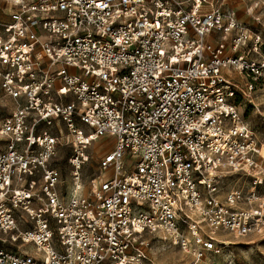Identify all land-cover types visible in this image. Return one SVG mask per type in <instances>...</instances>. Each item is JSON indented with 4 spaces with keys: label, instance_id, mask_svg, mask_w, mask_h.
<instances>
[{
    "label": "built area",
    "instance_id": "1",
    "mask_svg": "<svg viewBox=\"0 0 264 264\" xmlns=\"http://www.w3.org/2000/svg\"><path fill=\"white\" fill-rule=\"evenodd\" d=\"M2 1L0 264H146L153 241L232 264L229 237L264 229V160L229 72L264 78V58L214 36L238 52L257 26L225 0ZM242 2L260 21L263 0ZM105 135L115 147L86 192L85 150Z\"/></svg>",
    "mask_w": 264,
    "mask_h": 264
},
{
    "label": "rangeland",
    "instance_id": "2",
    "mask_svg": "<svg viewBox=\"0 0 264 264\" xmlns=\"http://www.w3.org/2000/svg\"><path fill=\"white\" fill-rule=\"evenodd\" d=\"M217 2L220 3L222 0H214V4ZM224 3L225 6H234L239 17L249 26L253 28L257 26L261 37L260 43L257 46L250 43L247 47L239 49L238 52H234L230 45L234 37L232 34L228 36L227 40L216 35L214 36V42L224 46L227 54H243L250 60H261L264 58V0L257 11L260 21H254L252 19V16L246 11L248 5L242 2V0H225ZM229 74L231 80L247 88L249 97L245 99L240 98L238 104L245 120L252 131L255 132L258 148L257 156L264 160V78H254L245 71L235 69L231 70ZM251 84L253 85L252 89L250 88ZM4 109L6 108L1 105L0 114L5 113L6 110ZM63 135V138H60L61 141L66 140L68 135L71 139H74L73 134L67 132V130L63 132ZM114 147L115 138L111 135H105L101 138L94 139L85 150L80 175L86 192L90 191L94 181H98L101 178L100 161ZM71 153L72 147L60 145L54 160L55 165L61 170L63 175L64 191L69 190L72 183L70 175L71 166L68 163ZM135 159L136 156L129 155L130 161H134ZM249 183L251 184L252 180H248L245 185L249 186ZM240 184H244V181H241ZM258 190L264 195V176L259 180ZM222 237L226 238L227 236L223 235ZM229 240L231 242L229 247L230 252L224 257L226 260H231L232 264H264V229L260 232L255 231L244 237L237 238L230 236ZM152 246L153 248H146L145 250L146 264H199L194 262L193 258L179 247L166 246L157 241H153Z\"/></svg>",
    "mask_w": 264,
    "mask_h": 264
},
{
    "label": "crops",
    "instance_id": "3",
    "mask_svg": "<svg viewBox=\"0 0 264 264\" xmlns=\"http://www.w3.org/2000/svg\"><path fill=\"white\" fill-rule=\"evenodd\" d=\"M0 7L3 8L6 12H8L10 10L8 4H6L2 0H0Z\"/></svg>",
    "mask_w": 264,
    "mask_h": 264
},
{
    "label": "bare ground",
    "instance_id": "4",
    "mask_svg": "<svg viewBox=\"0 0 264 264\" xmlns=\"http://www.w3.org/2000/svg\"><path fill=\"white\" fill-rule=\"evenodd\" d=\"M94 138L98 139V138H101V137H99V136H96V137H93V139H94Z\"/></svg>",
    "mask_w": 264,
    "mask_h": 264
}]
</instances>
